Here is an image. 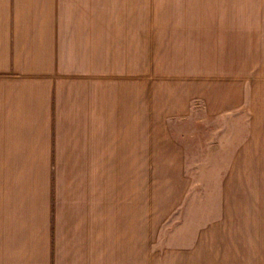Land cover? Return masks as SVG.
Segmentation results:
<instances>
[{
  "label": "crops",
  "instance_id": "0c3cea01",
  "mask_svg": "<svg viewBox=\"0 0 264 264\" xmlns=\"http://www.w3.org/2000/svg\"><path fill=\"white\" fill-rule=\"evenodd\" d=\"M95 14V0H0V264H264V16L249 29V239L159 249L138 208L143 67L113 64ZM113 170L130 171V212Z\"/></svg>",
  "mask_w": 264,
  "mask_h": 264
},
{
  "label": "rangeland",
  "instance_id": "374dc122",
  "mask_svg": "<svg viewBox=\"0 0 264 264\" xmlns=\"http://www.w3.org/2000/svg\"><path fill=\"white\" fill-rule=\"evenodd\" d=\"M95 8L111 20L113 64L129 74L136 53L144 71V241L247 242L249 29L260 26L264 0H95ZM122 172L113 170V192L130 212L134 189Z\"/></svg>",
  "mask_w": 264,
  "mask_h": 264
}]
</instances>
